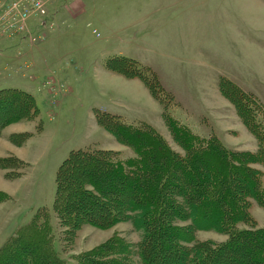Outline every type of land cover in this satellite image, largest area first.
I'll return each instance as SVG.
<instances>
[{
    "label": "rangeland",
    "instance_id": "rangeland-1",
    "mask_svg": "<svg viewBox=\"0 0 264 264\" xmlns=\"http://www.w3.org/2000/svg\"><path fill=\"white\" fill-rule=\"evenodd\" d=\"M46 8V24L29 21L36 39L20 34L0 41V90L30 92L39 108L32 119L6 124L11 104L0 100V158L10 167H0V190L9 195L0 201V247L44 206L56 246L72 263L112 236L138 250L146 228L131 220L69 232L59 224L53 209L59 164L72 149L93 146L134 155L97 121L100 110L153 125L181 154L168 114L202 137L257 151L260 140L239 99L250 100L254 115L264 118V0H50ZM254 166L264 180V166ZM248 210L253 222L237 226L264 227V206L251 197ZM195 235L188 245L229 240L228 232L204 227ZM130 264L144 263L131 256Z\"/></svg>",
    "mask_w": 264,
    "mask_h": 264
},
{
    "label": "trees",
    "instance_id": "trees-1",
    "mask_svg": "<svg viewBox=\"0 0 264 264\" xmlns=\"http://www.w3.org/2000/svg\"><path fill=\"white\" fill-rule=\"evenodd\" d=\"M3 98L11 104L1 121L6 124L32 119L39 111L34 95L25 90L1 89ZM249 101L239 99L245 108L239 111L260 140L254 152L230 148L216 135L202 137L167 113L166 122L185 151L181 154L147 122L131 124L107 111L95 113L134 155L125 158L94 146L72 149L56 171L58 222L69 232L82 224L110 226L127 219L146 233L138 250L112 236L74 256L77 264H130L131 256L144 264H264V227L237 226L253 222L249 198L264 206L263 171L254 166H264V118L254 115L257 109ZM6 159L0 158V167L10 169ZM7 199L0 190V201ZM178 221L184 227L173 225ZM203 227L228 232L229 240L219 247L208 240L188 245ZM54 232L51 211L38 208L0 247V264H75L61 255Z\"/></svg>",
    "mask_w": 264,
    "mask_h": 264
},
{
    "label": "built area",
    "instance_id": "built-area-1",
    "mask_svg": "<svg viewBox=\"0 0 264 264\" xmlns=\"http://www.w3.org/2000/svg\"><path fill=\"white\" fill-rule=\"evenodd\" d=\"M50 0H0V41L26 34L36 39L29 28V21L37 19L46 24L47 3Z\"/></svg>",
    "mask_w": 264,
    "mask_h": 264
},
{
    "label": "crops",
    "instance_id": "crops-1",
    "mask_svg": "<svg viewBox=\"0 0 264 264\" xmlns=\"http://www.w3.org/2000/svg\"><path fill=\"white\" fill-rule=\"evenodd\" d=\"M20 124H22V123H20ZM22 126V125H21ZM24 131V130H26L25 128H23V129H17V131H14V132H22V131ZM19 157H21L22 158V155L20 154V152H19V150H15L14 151ZM24 159V158H23ZM25 160V159H24Z\"/></svg>",
    "mask_w": 264,
    "mask_h": 264
}]
</instances>
